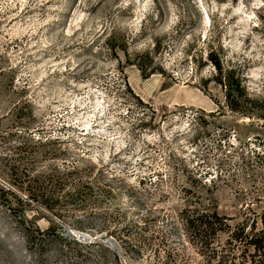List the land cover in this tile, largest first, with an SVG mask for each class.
<instances>
[{"label":"rangeland","instance_id":"374dc122","mask_svg":"<svg viewBox=\"0 0 264 264\" xmlns=\"http://www.w3.org/2000/svg\"><path fill=\"white\" fill-rule=\"evenodd\" d=\"M263 115L264 0H0V264H264Z\"/></svg>","mask_w":264,"mask_h":264},{"label":"trees","instance_id":"16d2710c","mask_svg":"<svg viewBox=\"0 0 264 264\" xmlns=\"http://www.w3.org/2000/svg\"><path fill=\"white\" fill-rule=\"evenodd\" d=\"M214 64H215V67L219 71L220 70L219 64L216 62ZM214 80L225 87V97L227 100L228 107L231 110L239 111L237 105L232 102L235 97L241 96V92H242V90L240 89L241 88L240 78L238 76L234 77V70L229 69V70H226L225 73H222V74L219 73V75L216 76ZM263 118H264V115H263ZM74 173L75 171H70V176L73 175ZM57 188L61 189L62 187L58 185ZM74 190H75L74 192H77L76 188H74ZM184 221L187 226H190V227L192 226V228L197 227L195 230L196 232L195 236H197L200 239L202 238V240H204V242L207 244L212 242V240L215 238L214 237L215 234L218 231L222 230V226H223V223H220L221 217L217 215V213L215 212L210 213V212L203 211L200 215L196 216L195 218H192V216L190 217L188 215L185 217ZM36 231L38 232L37 237L39 238V241L42 242V239H44L42 237V233L38 229H36ZM207 233H210L211 235L208 236ZM233 237L236 238V236L234 235ZM248 237L249 239L246 242L249 246L253 248L254 255L257 253L259 255H264V223H263V227L259 231H254V233H251L250 235H248ZM209 238H211L212 240L210 241ZM251 261L254 262V260H251Z\"/></svg>","mask_w":264,"mask_h":264},{"label":"water","instance_id":"95a60500","mask_svg":"<svg viewBox=\"0 0 264 264\" xmlns=\"http://www.w3.org/2000/svg\"><path fill=\"white\" fill-rule=\"evenodd\" d=\"M77 238H78V239H81V240H86V239H87V236L84 235V234H79V235L77 236Z\"/></svg>","mask_w":264,"mask_h":264}]
</instances>
